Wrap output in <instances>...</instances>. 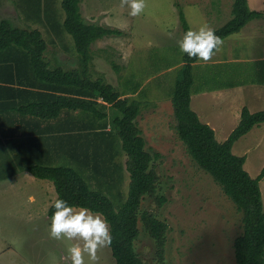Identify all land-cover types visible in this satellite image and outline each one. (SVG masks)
Segmentation results:
<instances>
[{
	"label": "rangeland",
	"instance_id": "obj_1",
	"mask_svg": "<svg viewBox=\"0 0 264 264\" xmlns=\"http://www.w3.org/2000/svg\"><path fill=\"white\" fill-rule=\"evenodd\" d=\"M61 1L0 0V21L7 19L15 27L38 29L46 40L58 35L45 21L57 23L61 36L70 38V51L60 49L62 44L56 43L45 51V57L56 55L57 62H65L66 70L80 69L84 64L76 56L73 38L63 27ZM146 3L141 15L131 17L127 8L119 7V0H80L85 23L121 31L120 35L105 36L91 44L88 72L93 80L101 78L119 92L124 91L121 98L131 96L142 102L136 122L146 148L160 154L153 165L159 194L166 202L157 205L145 198L141 211L154 214L168 226L161 264H236L233 242L242 231L241 215L212 177L191 160L176 134L171 103L183 65L178 47L183 36L178 11H183L190 29L206 23L214 30L231 19L233 0ZM248 4L260 17L223 39L221 50L208 63L199 60L193 67L190 105L202 122L216 126L218 142L225 141L233 131L243 107L251 113L264 111V0H248ZM224 60L230 63L224 64ZM240 60V73L234 75L241 64L232 62ZM137 91L138 95H131ZM106 130L113 133L111 126ZM232 153L245 157L244 169L255 178L264 166V122L240 137ZM119 155L108 167L109 171L117 167V176L122 180H116L113 190L107 191L116 212L127 198L130 181L126 156ZM8 178L5 185H0V264H71L67 247L72 242L49 237L51 219L47 211L55 198L52 184L22 170ZM259 186L264 206V178ZM138 229L135 249L143 264H159L154 243L140 222ZM101 264H116L110 248L101 253Z\"/></svg>",
	"mask_w": 264,
	"mask_h": 264
},
{
	"label": "trees",
	"instance_id": "obj_2",
	"mask_svg": "<svg viewBox=\"0 0 264 264\" xmlns=\"http://www.w3.org/2000/svg\"><path fill=\"white\" fill-rule=\"evenodd\" d=\"M79 3L80 0L61 1L65 12L63 27L73 38L76 56L84 64L80 69L51 65L44 55L46 42L38 29L15 27L7 19L0 21V103H12L8 108L35 123V136L27 141L32 148L19 140L16 162L32 177L52 184L55 198L47 211L50 219L57 198L75 208L87 207L102 214L110 228L109 248L116 264H143L135 249L140 222L152 239L156 260L161 264L168 226L154 214L141 211L145 198L157 205L166 202L159 194L153 165L160 154L146 148L137 125L142 102L131 96L121 98L124 91L119 92L101 78H91L87 69L91 44L105 36L120 35L121 31L85 23ZM231 15L224 25L214 29L222 40L261 14L249 7L248 0H233ZM178 17L184 35L190 28L182 10ZM45 22L53 33L63 37L57 23ZM62 45L70 51L67 43ZM197 61L186 54L182 56L183 65L171 95L175 131L191 160L212 177L241 215L242 231L233 242L235 263L264 264V206L259 186L264 166L252 178L244 169L245 157L232 153V146L240 137L264 122V111L251 113L243 107L237 126L225 141L218 142L214 130L190 106ZM112 67L118 66L112 63ZM136 86L134 83L135 89ZM42 121H53L49 126L55 130L45 127L36 131ZM108 126L115 134L106 130ZM120 153L126 156L130 181L127 198L116 212L107 191L113 190L116 180H122L117 176V167L111 171L108 167ZM56 162L59 164L54 165Z\"/></svg>",
	"mask_w": 264,
	"mask_h": 264
},
{
	"label": "clouds",
	"instance_id": "obj_3",
	"mask_svg": "<svg viewBox=\"0 0 264 264\" xmlns=\"http://www.w3.org/2000/svg\"><path fill=\"white\" fill-rule=\"evenodd\" d=\"M121 9L128 15L138 17L147 7L146 0H119ZM223 40L208 24L187 30L178 41L182 54L190 59L208 63L222 48ZM49 237L57 241L72 242L67 247L71 264H101V253L112 244V236L106 219L87 207L75 208L65 200L54 201Z\"/></svg>",
	"mask_w": 264,
	"mask_h": 264
},
{
	"label": "crops",
	"instance_id": "obj_4",
	"mask_svg": "<svg viewBox=\"0 0 264 264\" xmlns=\"http://www.w3.org/2000/svg\"><path fill=\"white\" fill-rule=\"evenodd\" d=\"M44 41L46 42V50H48L51 46L54 47L55 45H57L56 43L59 44L69 43L70 39L68 37L52 36L47 40L44 39ZM59 47L62 50H65L66 48L63 45H60ZM61 52L66 53L64 51ZM46 58L51 62V65L53 66H55L56 64L63 66V64L65 63L60 60L57 62L56 55L53 56L51 59L50 57H46ZM223 63L226 64L230 62L224 60ZM232 63L241 64L236 68L233 74L236 75L240 73L241 69L238 68L242 67V63H243L242 60L237 62L233 61ZM8 107H12V103L7 101H5L4 103H0V181L7 180L4 183H0V185H5V183H7L8 180L10 179L8 177L12 175L15 176V174L21 170L25 171L16 162V158H15V155L19 151L18 141L20 140L27 143L28 140H33L32 138L33 136H35L34 132H32L33 128L35 127V123L33 122V119L27 116H22L19 113H17L15 109H10ZM248 110L250 111V109ZM198 117L200 116L198 115ZM204 123L208 124L214 130V132L216 131V126H214L212 123H210L209 121H206ZM49 124L53 125V121H42L41 126L36 127V131L45 129V127H47L48 131L55 130L54 126H49ZM26 145H28L26 147L32 148V144L27 143ZM45 145H48V142Z\"/></svg>",
	"mask_w": 264,
	"mask_h": 264
}]
</instances>
